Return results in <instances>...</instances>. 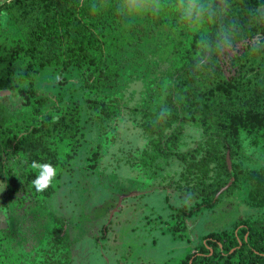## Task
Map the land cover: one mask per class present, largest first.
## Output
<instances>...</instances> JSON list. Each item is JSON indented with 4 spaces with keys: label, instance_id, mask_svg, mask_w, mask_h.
Segmentation results:
<instances>
[{
    "label": "trees",
    "instance_id": "16d2710c",
    "mask_svg": "<svg viewBox=\"0 0 264 264\" xmlns=\"http://www.w3.org/2000/svg\"><path fill=\"white\" fill-rule=\"evenodd\" d=\"M192 5L190 14L189 0H10L0 6V177L11 183L15 209L52 196L59 188L54 180L79 146V107L47 110V98L37 92L38 74L76 70L85 107L97 122L111 120L114 109L102 97L118 85V54L129 47L133 61L139 60L138 45L155 28L177 38L165 44L172 67L158 85V111L140 124L150 137L138 165L160 172L178 163L179 173H166L163 187L202 200L182 209L184 217L214 207L243 180L254 188L255 204L264 207V167L236 162L241 133L264 139V0ZM131 9L141 24H127ZM185 126L199 129L201 141L183 151ZM97 154L87 158L88 169H95ZM33 161L56 169L44 191L32 183L38 175ZM64 226L53 221L49 256L37 264L69 263ZM11 237L0 231V264H18L7 247ZM202 241L183 264H264V220H242L231 234L213 232Z\"/></svg>",
    "mask_w": 264,
    "mask_h": 264
},
{
    "label": "rangeland",
    "instance_id": "374dc122",
    "mask_svg": "<svg viewBox=\"0 0 264 264\" xmlns=\"http://www.w3.org/2000/svg\"><path fill=\"white\" fill-rule=\"evenodd\" d=\"M8 1L0 0V6ZM126 20L131 26L142 23L135 9L126 13ZM169 38H177V34L155 28L138 45L142 52L139 60L133 61L129 47L118 54V85L105 90L102 97L115 116L105 122H97L85 107L76 70L60 73L46 68L38 74L37 92L47 98V110L57 105L79 107V146L68 163L69 173L63 172L54 180L59 188L45 200L43 208L15 214L9 196L11 183L0 177L1 231L22 233L33 226L44 233L54 216L68 223L71 264H183L186 256L201 246L205 235L231 234L242 220H264V207L255 204L254 188L246 180L214 207L184 217L182 209L190 211L202 200L161 188L166 173H179L178 163L172 162L160 172L138 165L150 137L140 124L149 114L157 113L158 85L172 67V56L165 50ZM200 141L201 131L185 126L181 150L192 149ZM93 153H98L96 170L89 173L87 158ZM236 159L243 168L264 167V139L241 133Z\"/></svg>",
    "mask_w": 264,
    "mask_h": 264
},
{
    "label": "flooded vegetation",
    "instance_id": "af4514ba",
    "mask_svg": "<svg viewBox=\"0 0 264 264\" xmlns=\"http://www.w3.org/2000/svg\"><path fill=\"white\" fill-rule=\"evenodd\" d=\"M95 170H96V167L94 170H90L86 167V171L89 173H94ZM63 172L69 173V171H67V170H64ZM161 188H163V186ZM9 196L11 198L10 194H9ZM49 198H47V199H49ZM45 200L46 199H44L42 202H39V203H34L32 201L30 203L23 204L22 207H20L18 209H15L13 206V200L11 198L13 211H15V214H17V215L18 214L19 215L25 214L31 208H35V207H42L43 208L42 205L45 202ZM53 217L52 216L50 217L51 221H50L49 225L47 226L46 232H44V233L40 232L36 227H33V226L30 228V230L28 228V230H26V232L24 231L22 233H20L19 230H18V233L13 232V231H10V232H7V231L3 232L2 231L3 233L8 234V235L12 234V237L9 238L7 241V247H11L12 253L15 254L14 257H17V259H18V264H37L38 262H40V260L43 257L49 256V253H50L49 247H50L51 242H52L50 239V231H51V226L53 224V221L55 219L62 221L65 225L64 226V229H65L64 238H65V241L68 243V256H69V259H68L69 263L68 264H71L70 240L66 236L68 223L66 221H64L63 219H59L57 217L53 218ZM35 218L36 217H34V219L31 218V220L33 219L35 221ZM23 236H24V238H23ZM43 237H45L43 240L44 243L42 245H40V242L42 241ZM13 245H14V247H15V245H17L16 249L13 247Z\"/></svg>",
    "mask_w": 264,
    "mask_h": 264
},
{
    "label": "clouds",
    "instance_id": "9594fccd",
    "mask_svg": "<svg viewBox=\"0 0 264 264\" xmlns=\"http://www.w3.org/2000/svg\"><path fill=\"white\" fill-rule=\"evenodd\" d=\"M192 7V0H189V7L185 9L186 14L191 13ZM32 167L38 171V175L32 181V183L37 191H44L56 178V169L51 164H41L36 161H33Z\"/></svg>",
    "mask_w": 264,
    "mask_h": 264
},
{
    "label": "water",
    "instance_id": "95a60500",
    "mask_svg": "<svg viewBox=\"0 0 264 264\" xmlns=\"http://www.w3.org/2000/svg\"><path fill=\"white\" fill-rule=\"evenodd\" d=\"M227 164H228V166H229V168H230V160H229L228 157H227Z\"/></svg>",
    "mask_w": 264,
    "mask_h": 264
}]
</instances>
